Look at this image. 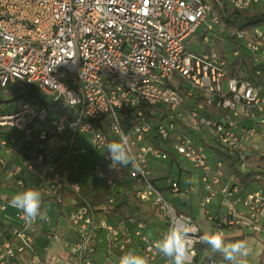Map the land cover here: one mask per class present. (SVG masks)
<instances>
[{
  "label": "built area",
  "instance_id": "obj_1",
  "mask_svg": "<svg viewBox=\"0 0 264 264\" xmlns=\"http://www.w3.org/2000/svg\"><path fill=\"white\" fill-rule=\"evenodd\" d=\"M233 8L264 9V0H0L1 98L14 87L37 94L35 103L9 101L10 111L0 110V186L14 177L21 191L37 189L59 203L70 191L81 204L70 216L77 237L63 240L64 255L43 257L34 243L42 221L27 224L17 210L22 224L10 236L0 228V264H95L101 231L121 250L137 243L148 264H167L155 244L185 223L190 264H218L199 255L206 229L169 191L198 204L208 230L264 233V25L226 23L222 15ZM202 26L205 49L191 51ZM88 133L106 187L130 181L137 201L160 214L161 235L98 218L68 162ZM114 136L127 141L139 171L110 167L106 145ZM179 156L194 166L189 184L169 175L160 187L152 162ZM245 175L256 178V188L239 179ZM114 197L99 210L109 211Z\"/></svg>",
  "mask_w": 264,
  "mask_h": 264
},
{
  "label": "crops",
  "instance_id": "obj_2",
  "mask_svg": "<svg viewBox=\"0 0 264 264\" xmlns=\"http://www.w3.org/2000/svg\"><path fill=\"white\" fill-rule=\"evenodd\" d=\"M14 95V94H13ZM1 110V108H0ZM5 112L10 111V108L4 107ZM101 155L95 160L94 167L90 168L85 166L82 170H76L74 174L77 176L80 184L83 187V192L92 204L97 208L98 218H106L111 224H116L123 227H128L135 231L144 230L153 236H159L165 229V224L163 223L160 214L151 205L140 204L134 197V187L130 181L126 180L124 183L118 184L111 190L106 187L103 179L100 177V172L102 171V164L100 162ZM73 161L70 157L68 162L69 165ZM177 166H176V163ZM19 163V162H18ZM75 163V162H74ZM152 166L155 167L154 174L158 178V184L160 187H166L167 182L164 177L171 175L172 178H179L182 180V174L184 171L189 174V169H185L178 159L174 158V162L167 159L162 162H152ZM176 166V176H173L174 167ZM191 178V176H190ZM4 185L0 186V202L3 199H7V203L4 208L0 207V227H5V229L10 228L13 231L15 227H19L22 224V220L16 215L17 209L13 208L10 204L11 198L22 192L20 187L17 186L15 178L4 176ZM190 181V179H189ZM30 183L35 186H40L41 181L39 179L31 180ZM182 185L183 184L181 181ZM113 193L115 195V203L112 205L111 209L107 212L99 210V205L105 203L106 197ZM63 202L53 200L48 197H41V211L47 210L48 219L42 221L36 226L35 232V248L41 257L47 252L54 253L55 255H64V242L63 240H69L76 238L78 233L75 228L70 226V216L72 213L76 212L81 204H76L73 193L64 192ZM168 199H170L178 209L181 211H188L196 219H198L203 227L208 230V223L198 204L193 203L191 206L183 204V200L178 196L172 194L170 191L165 193ZM129 214L132 218L125 219L124 214ZM145 225V228L142 227ZM226 242L234 241H246L252 248V253L249 257L244 259V264H261L260 255L264 251V233L251 234L248 231L240 230L237 228L227 229L226 231ZM97 250L93 256V262L95 264H117L120 257L123 254L134 252L139 254L138 245L132 244L128 245L126 249L121 250L119 245L112 243L108 240V235L106 231H101L99 233ZM140 255V254H139ZM207 256L202 254L201 256ZM216 259V258H214ZM217 260V259H216ZM218 264H228L227 261L222 258L217 260ZM163 261H157L152 264H164Z\"/></svg>",
  "mask_w": 264,
  "mask_h": 264
},
{
  "label": "clouds",
  "instance_id": "obj_3",
  "mask_svg": "<svg viewBox=\"0 0 264 264\" xmlns=\"http://www.w3.org/2000/svg\"><path fill=\"white\" fill-rule=\"evenodd\" d=\"M106 151L111 161L112 168H126L129 165L140 170L139 162L130 154L127 141L121 139L107 143ZM13 208L19 210L27 224L37 219H48L47 210L41 211V193L37 189L28 188L15 194L10 201ZM191 227L185 223L180 226L173 225L166 234L159 239L155 247L166 259L167 264H190V233ZM201 242L206 244L212 253L220 254L228 264H244V259L252 253L251 246L246 241L226 242L225 234L221 231L206 230L201 237ZM118 264H148V260L134 252L122 255Z\"/></svg>",
  "mask_w": 264,
  "mask_h": 264
},
{
  "label": "rangeland",
  "instance_id": "obj_4",
  "mask_svg": "<svg viewBox=\"0 0 264 264\" xmlns=\"http://www.w3.org/2000/svg\"><path fill=\"white\" fill-rule=\"evenodd\" d=\"M204 33H206V30H205V27L202 26L197 31L196 35L191 38V40L189 41V48L191 51L193 50L194 52H201L203 49H205V45H203V40L201 39V37H202V35H204ZM211 44H213V45L216 44L217 46H221V41L217 42L216 40L212 39ZM223 44L228 45L227 39L223 40ZM24 90H25V88L14 87L12 89L13 93L7 94L6 98H4V99L9 100V98L11 96H13V94L14 95L22 94L24 92ZM2 95H4V93L0 92V98L2 97ZM8 103L9 102H7V101L1 102L0 104H2V105L0 108L6 107V105ZM41 127H42V123L35 125L36 130H39V128H41ZM114 141H119V138L117 136H114ZM77 142H79V148L80 149L76 154H73L71 156L73 158V161L70 164V169L73 172H75L76 170L80 171L85 166H88L90 168L94 167L95 160L99 157V155H101L100 151L94 150V145H93V142L91 140V134L88 133V134L80 135L77 138ZM82 148H84L85 150L81 151ZM178 161L181 163V165L185 169L188 168L190 171H194V166H192L191 162L188 159L179 156ZM176 166H177V163H176ZM176 166H173L174 167L173 176H176V174H177V172H176L177 167ZM189 179H190L189 174L186 173V171H184L182 174V180L181 181L183 182V184H186V183L190 182ZM258 183L259 182L257 180L253 181V183L250 186V189L253 190L254 188H256Z\"/></svg>",
  "mask_w": 264,
  "mask_h": 264
},
{
  "label": "trees",
  "instance_id": "obj_5",
  "mask_svg": "<svg viewBox=\"0 0 264 264\" xmlns=\"http://www.w3.org/2000/svg\"><path fill=\"white\" fill-rule=\"evenodd\" d=\"M222 17L226 23H229L230 25H234V27H238V28H251L258 25H264V9L248 11V10L233 8L223 13ZM36 99H37L36 92L33 89H28L24 91L22 94L11 96L9 100L0 98V103L6 101L15 102L20 100L23 102L25 101V102L35 103L37 102ZM239 179L247 186L252 184L253 181L256 180V178H254V176L252 175L240 176ZM124 217L126 220L132 218L128 213L124 214ZM0 221L2 220L0 219ZM3 227L5 226L3 225ZM3 227L0 228L5 231L6 236H10V232H12V230H10V228L5 229ZM134 244L138 245L137 243ZM197 251H199L200 256L204 253L207 255V257L212 259L216 258L217 260H221L223 258L218 253H212L209 247L202 242H199L197 246ZM260 263L264 264V251L260 255Z\"/></svg>",
  "mask_w": 264,
  "mask_h": 264
}]
</instances>
